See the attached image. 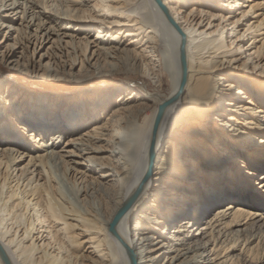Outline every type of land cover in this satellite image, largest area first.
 I'll list each match as a JSON object with an SVG mask.
<instances>
[{
    "label": "bare ground",
    "instance_id": "bare-ground-1",
    "mask_svg": "<svg viewBox=\"0 0 264 264\" xmlns=\"http://www.w3.org/2000/svg\"><path fill=\"white\" fill-rule=\"evenodd\" d=\"M262 11L0 0V264H264Z\"/></svg>",
    "mask_w": 264,
    "mask_h": 264
},
{
    "label": "rangeland",
    "instance_id": "rangeland-1",
    "mask_svg": "<svg viewBox=\"0 0 264 264\" xmlns=\"http://www.w3.org/2000/svg\"><path fill=\"white\" fill-rule=\"evenodd\" d=\"M139 1V3H141V2H143V0H138ZM262 3L264 2V0H260ZM47 11L49 12V13H54L53 11H52V8H50V9H47ZM262 12H264V11H262ZM250 44V42L249 41H247L246 42V44H245V46H247V45H249ZM251 67V66H250ZM145 68V67H144ZM250 69H252V67L250 68ZM144 70H146V69H144ZM258 71V69H255V73ZM3 73V74H2ZM149 72L148 71H146L145 72V74L143 75V73H140V77L137 79V78H135L134 80H132L133 82H140V83H142V84H146L147 86L149 85L150 87H151V90H152V92H157L158 90H160L159 89V83H158V79L157 78H152V76L150 75V74H148ZM254 74V73H253ZM4 75V77H2ZM116 76H118V78H122V80H119V81H123V79H127V77L129 76V75H126V74H121V75H116ZM116 76H105L106 78L105 79H107V78H109V79H112V77H116ZM0 77L3 79V80H1L0 81V83H2V84H0L1 85V90H3L4 89V87H5V85H7V84H5V80L4 79H14L15 77H19V78H22V79H25V78H28V77H26V76H24V75H22V74H19L18 72H16V71H13V70H9V69H6L5 67H3L2 65H0ZM98 81H96V83H101L102 82V80H103V78H99V79H97ZM144 80V81H143ZM108 81V80H107ZM168 80H165V82H164V84L166 85V87H167V84H168V82H167ZM55 83L56 85H59L58 87H46V86H44V85H40L41 87H39V86H35V85H32V87H30V90L31 91H33V94L32 95H30V96H28L30 99H29V101H30V106H32V105H34V104H37V103H39V105L41 104V94L39 93V91L40 92H42V94H44V93H48V94H50L51 96L53 95V94H58V93H60V94H63L64 96H63V98H65V95H67L68 93H72V92H74V91H77V90H79V89H82L81 87H78V86H75L74 84H72V83H70V82H67V81H65V80H55V81H49V82H47V83ZM147 82V83H146ZM22 83H24V82H22ZM34 83H39V82H37V81H34ZM111 83V82H110ZM113 83V82H112ZM37 94V95H36ZM40 95V96H39ZM38 100V101H37ZM64 106V105H63ZM28 107V106H27ZM33 108H34V106H32ZM16 109H15V111H12V112H14L13 114H10V115H13L14 117H16V116H18L17 114V112H19V107L17 108V107H15ZM26 108V107H25ZM29 109V108H28ZM33 113H36V112H33ZM15 114V115H14ZM10 115H5L6 117V120L7 121H10ZM27 127V126H26ZM29 130V129H28ZM30 131V130H29ZM259 158V157H258ZM256 159H257V157H256ZM263 191V193H264V189L262 190ZM211 210H212V208L210 209V210H208V212H206V214L204 215V216H202V219H201V221H203L204 219H206L209 215H210V213H211ZM259 254H260V256L262 257V256H264V242H263V246L261 245V247L259 248Z\"/></svg>",
    "mask_w": 264,
    "mask_h": 264
}]
</instances>
